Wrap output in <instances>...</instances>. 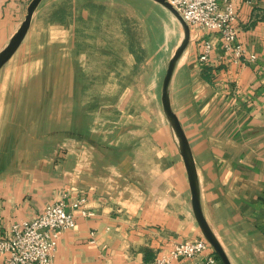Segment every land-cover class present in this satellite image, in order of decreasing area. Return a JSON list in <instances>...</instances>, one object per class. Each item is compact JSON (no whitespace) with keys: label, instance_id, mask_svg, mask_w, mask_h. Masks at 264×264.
<instances>
[{"label":"crops","instance_id":"crops-1","mask_svg":"<svg viewBox=\"0 0 264 264\" xmlns=\"http://www.w3.org/2000/svg\"><path fill=\"white\" fill-rule=\"evenodd\" d=\"M31 1L0 0V51ZM234 3L238 43L256 58L237 60L218 33L191 30L170 99L190 141L211 228L232 264H264V0ZM136 5L149 22L154 10L164 16L169 11L154 0H43L21 45L0 69V238L63 192L89 198L93 215L78 216L76 227L63 232L53 264H152L174 242L204 237L178 139L164 112L168 69L157 63L143 70L149 60L133 46L125 53L108 48L114 42L127 46V36L100 32L103 23L114 21V11L129 33L126 16ZM172 17L180 31L176 51L184 29ZM204 40L213 44L207 62L199 58ZM92 53L121 62L104 72L110 90L139 92L117 106L121 114L112 123L100 116L99 100L86 123L88 104L74 97L75 90H86L84 84L76 87L75 78L80 60ZM141 92L134 116L131 108ZM213 253L212 247L172 264H223L217 255L209 262Z\"/></svg>","mask_w":264,"mask_h":264},{"label":"built area","instance_id":"built-area-1","mask_svg":"<svg viewBox=\"0 0 264 264\" xmlns=\"http://www.w3.org/2000/svg\"><path fill=\"white\" fill-rule=\"evenodd\" d=\"M188 23L191 30L218 33L227 50L237 60H254L238 43L239 28L234 0H168ZM213 44L204 40L200 60L207 62ZM89 198L85 193L63 192L60 199L47 205L35 218L13 224L11 234L0 238V264H53L54 254L64 231L77 225V217H90ZM212 246L204 237L174 242L160 250L152 264H172L176 260L195 259ZM214 253L209 262H216Z\"/></svg>","mask_w":264,"mask_h":264},{"label":"rangeland","instance_id":"rangeland-1","mask_svg":"<svg viewBox=\"0 0 264 264\" xmlns=\"http://www.w3.org/2000/svg\"><path fill=\"white\" fill-rule=\"evenodd\" d=\"M138 8L140 7L136 5V10L132 11V13H129L126 16L129 22L128 24L132 25V27L128 30L129 33L127 31H122L121 24L124 23L123 19L121 15H118L114 11L112 15L114 21H112L111 23H107V26L103 23L102 25L104 27H102L100 32L109 35L117 33L119 34V36L121 35L122 38H125L124 36H127V39H125L129 43H127V46L125 45V43L114 42L108 44V48H113L117 52L125 53L128 49L130 51L129 47L133 46L134 50L137 53H141L144 57L148 58L149 60V68H147V64L145 62L143 67H141L143 68V70H148L147 72H149V70H154L157 63H160L159 69L162 71L165 70L166 72L169 67L170 60L175 52L178 41L180 39V31L177 29L179 25L177 26V24H174V22L176 21H174V17H172V14L169 11H167L166 16H164L162 13L161 15L156 14L158 11L154 10L155 12L150 14L149 22L146 18V10L143 12V10ZM108 11L109 10L107 9L105 16H107V14L109 16L110 13ZM140 11L145 13V15H143ZM129 37H131V40ZM123 48L125 49L122 50ZM93 56L94 53H92L91 58H88L85 61L83 60V62L82 60H80L81 74L79 75L78 80H76L75 78V83L76 87L78 83L79 88H81L82 84H84L86 90L82 91L81 89L78 93L75 90L73 92L74 97L80 98L81 101L83 97L86 104H88L86 111V113L88 112V116H86L85 119L86 123H88L89 120L93 119L95 108L91 107V104L95 103V101L98 100L102 103V115L100 116L103 117L104 121L107 120V122L112 123L113 118L121 114L120 111H118V105H120L122 102L125 103L127 100H131L139 92H134V94L132 92L127 91L110 90V76L109 74H105L104 72L109 71L112 68V65L120 66L121 62H117V60L113 61L106 58L101 59V57L95 58ZM82 64L83 66H85L83 69ZM82 70L85 72L84 74H82ZM165 72H163V74ZM125 77L126 76H124V78ZM145 81L146 80L142 79V83ZM142 96L143 94L141 92L138 97V104H136L135 107L131 108V110L133 111L131 114H133L134 116H136L139 112V104ZM98 110L99 108H97V112ZM80 111H82V106H80ZM97 116L99 117V115ZM79 119L82 121V113L79 114ZM69 122L70 125L76 123L75 112H71L69 114Z\"/></svg>","mask_w":264,"mask_h":264},{"label":"water","instance_id":"water-1","mask_svg":"<svg viewBox=\"0 0 264 264\" xmlns=\"http://www.w3.org/2000/svg\"><path fill=\"white\" fill-rule=\"evenodd\" d=\"M42 1L43 0H32L30 2L28 9H27V15L23 23L21 24L19 29L16 31V33L12 36V38L10 39L6 47L0 51V69L10 60V58L14 55V53L17 51V49L21 45L22 41L24 40L31 26L34 13L38 9ZM154 1L160 3L161 5L166 7L172 14H174L177 17V19L180 21V23L182 24V27L184 29L183 40L170 60L166 78H165V83H164V88H163L164 112L166 114V117L168 119V122L172 130L174 131L178 139L179 148L183 156L185 166H186L188 176H189L190 186L192 189V194H193V199H194L195 211H196L198 222L200 224L204 238L213 247L216 255L218 256V258L221 260L223 264H232L226 250L224 249L222 243L220 242L217 235L211 228L205 216L203 206H202L201 188H200V181H199L196 161H195V158L192 152V148H191L188 136L182 126V123L178 115L173 110L171 99H170V86H171L172 78H173L178 62L180 61L181 57L183 56L184 52L186 51V49L188 48L190 44L191 29L188 23L182 17V15L176 10V8L168 0H154Z\"/></svg>","mask_w":264,"mask_h":264}]
</instances>
